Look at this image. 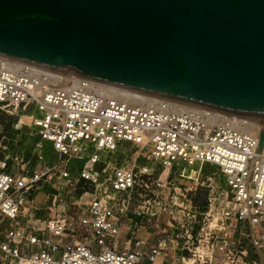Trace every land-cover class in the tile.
Segmentation results:
<instances>
[{"label": "built area", "instance_id": "built-area-1", "mask_svg": "<svg viewBox=\"0 0 264 264\" xmlns=\"http://www.w3.org/2000/svg\"><path fill=\"white\" fill-rule=\"evenodd\" d=\"M27 104L42 112L32 116L41 137L67 161L82 159L78 178L100 193L82 201L75 187L57 190L49 215L40 216L43 207L27 192L55 176L71 183L70 172L55 163L14 174L8 158L0 160V217L10 221L0 236V264H264V152L261 130L251 129L248 118L162 97L133 103L114 86L0 56V110L11 114ZM22 126L19 120L15 127ZM123 143L146 150L167 176L149 166L100 169L101 155ZM182 165L199 169L181 173L197 183L204 166L216 165L229 186L224 198H210L197 231V209L163 194L169 171ZM150 187L154 204L147 211L156 229L147 239L125 234L134 192ZM163 212L170 229L178 224L181 231L161 228ZM180 244L186 253L176 259L172 249Z\"/></svg>", "mask_w": 264, "mask_h": 264}, {"label": "water", "instance_id": "water-1", "mask_svg": "<svg viewBox=\"0 0 264 264\" xmlns=\"http://www.w3.org/2000/svg\"><path fill=\"white\" fill-rule=\"evenodd\" d=\"M0 56L264 121V0H0Z\"/></svg>", "mask_w": 264, "mask_h": 264}, {"label": "rangeland", "instance_id": "rangeland-1", "mask_svg": "<svg viewBox=\"0 0 264 264\" xmlns=\"http://www.w3.org/2000/svg\"><path fill=\"white\" fill-rule=\"evenodd\" d=\"M21 107L23 108V106ZM29 108H33V104ZM23 121L32 123V119H26V117L23 118ZM145 152L146 150H140L131 143H123L115 151L110 152L108 154L103 153L101 155L99 168L103 169L109 163H111V165L118 164L135 166L136 169H139L144 166H149L153 169L155 175H159L162 173V176L165 178L167 176V171L163 169L161 162L148 158ZM45 154L50 162L54 160L55 156L53 155L50 147H46L43 155ZM29 155V157L33 156L30 150ZM36 155L37 152L35 153L34 157H36ZM67 159V156H62L61 159L56 163H60L63 169L68 170L70 172L71 176L73 177L71 183H68L67 180H65L64 178H59L58 176H55L54 178L49 180L53 184H55V187L58 188V192L68 191L69 189L72 190L75 187L74 198L76 200L81 199L82 201H89L92 197H94V195H96V193L99 194L100 191H96V186L94 184L78 178V173L84 165L83 160L79 158H70L67 161ZM23 163L24 161L20 162L19 164H16L15 170L17 171V174L29 175L27 173L29 166L27 165L26 169H23ZM9 165H13V163H9ZM185 167L187 171L199 170L195 166L187 165L172 168L168 174L170 185H168V188L164 190L163 194L165 196H169V198L174 195H178L179 202H184L183 206H189L190 204H192L197 209L198 217L195 225V231H197L199 225L202 222L203 213L209 207L210 198L214 196H217L218 199L224 198L227 190L229 189V186L227 184L225 175L223 174L221 169L216 165L204 166L199 173L200 181H198V183L197 181L189 180L181 176V173L183 172V169ZM104 178L105 175L103 173L101 177L102 182L104 181ZM43 182L44 180L40 181L32 189H30L27 192V197L30 200H35V203H37L38 206L43 207L40 214H42V216H47L49 215V213L46 208L48 205L51 204V200L47 196H43V194L41 193V184ZM44 189L45 191L49 190V186H45ZM152 189L153 187H150L147 192H142L143 190L141 189H138L134 192L133 200L130 207L131 209L125 218V226L123 229V232L125 234L136 231V234L140 238L147 239L149 238L151 233L156 229L155 219L152 218L147 211L148 207L151 208L154 204V196L152 193ZM40 190L41 192H39ZM143 207L146 212L142 215H138V213L136 212V208ZM179 210H181V208L174 210V212H178ZM169 218V213L167 212H163L160 214V220L162 221L161 228H165L169 232L181 231V227L178 224H175L174 226L171 225L170 229ZM9 222L10 221L6 219L7 225L9 224ZM173 228L176 229L173 230ZM157 230H159V228H157ZM169 246L171 247V245ZM185 253L186 250L182 249V244H180L177 246V248L172 249L171 254L174 255V257L177 259L179 258V256ZM252 256H254V252ZM144 264H149V262L145 261Z\"/></svg>", "mask_w": 264, "mask_h": 264}, {"label": "crops", "instance_id": "crops-1", "mask_svg": "<svg viewBox=\"0 0 264 264\" xmlns=\"http://www.w3.org/2000/svg\"><path fill=\"white\" fill-rule=\"evenodd\" d=\"M31 105L32 104L22 105L23 108L20 107L19 110L11 114H7L3 110H0V160L8 158L9 163H13V165H9L8 171L14 174H17L15 166L20 162L24 161L22 166L25 169L27 165L29 166L27 173L30 174L42 166L55 164L62 157L50 141L41 137L38 129L32 123L23 122V126L20 129H16L15 126L17 122L19 120L22 121L24 117L42 115V112L35 104H33V108H29ZM46 147H50L55 156L52 162L47 159L46 154L43 155ZM29 150L33 155L32 157H29ZM36 152L37 155L34 157ZM45 186H49V190L45 191ZM41 189L42 192L41 190L39 192L52 201L51 196L53 197L57 192L55 184L49 180H45L41 184ZM40 216H42V214H40ZM6 227V220H2L0 217V236L5 231Z\"/></svg>", "mask_w": 264, "mask_h": 264}, {"label": "bare ground", "instance_id": "bare-ground-1", "mask_svg": "<svg viewBox=\"0 0 264 264\" xmlns=\"http://www.w3.org/2000/svg\"><path fill=\"white\" fill-rule=\"evenodd\" d=\"M115 87V86H114ZM115 89L118 91V93L125 99L132 101L133 103H148L151 104L155 100H157L159 97L145 94L141 92L131 91L124 88L115 87ZM26 119H32V117H26ZM250 124L251 129H260L261 132L264 130V121L256 120V119H247ZM21 122H24L23 119ZM31 123V122H30ZM261 151L264 152V142L262 144Z\"/></svg>", "mask_w": 264, "mask_h": 264}]
</instances>
